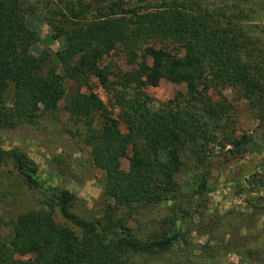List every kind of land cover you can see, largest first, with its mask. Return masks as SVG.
<instances>
[{
	"label": "trees",
	"instance_id": "16d2710c",
	"mask_svg": "<svg viewBox=\"0 0 264 264\" xmlns=\"http://www.w3.org/2000/svg\"><path fill=\"white\" fill-rule=\"evenodd\" d=\"M38 23L59 43L55 52L40 47ZM162 80L185 91L154 108L145 89ZM224 89L247 100L264 128V0H0V133L68 134L102 172L99 216L77 214L67 188H54L36 207L2 201L0 264H136L139 256L164 257L178 242L192 247L181 225L191 207L205 217L210 153L230 146L228 160L255 144L253 135L236 134ZM190 170L180 183L178 174ZM38 173L26 152L0 147V177L36 188ZM259 181L264 187V171ZM246 203L255 226L264 195ZM163 206L166 224L151 231L142 218ZM206 229L216 237L212 224ZM234 244L243 258L235 264H264V232ZM200 248L212 264L217 247Z\"/></svg>",
	"mask_w": 264,
	"mask_h": 264
},
{
	"label": "rangeland",
	"instance_id": "374dc122",
	"mask_svg": "<svg viewBox=\"0 0 264 264\" xmlns=\"http://www.w3.org/2000/svg\"><path fill=\"white\" fill-rule=\"evenodd\" d=\"M40 33V47L50 48L55 52L59 43H50L48 39V27L40 23L36 24ZM125 69L129 66L120 61ZM95 83V82H94ZM73 84H68V91L72 90ZM83 91H86L83 89ZM185 87L181 84H173L162 80L156 87H147L145 92L152 99L151 106L156 108L160 102L171 99L175 93L184 92ZM105 103L108 97L101 86L93 88ZM222 94L232 103L236 118V134L245 132L254 136L255 144L252 150L245 153L243 157L225 159V150L216 148L210 153L211 160V182L212 186L207 191L202 200L205 207V217L195 214V208L191 207L194 214L190 219L181 225L182 232H188L192 247L186 249L182 243L178 242L174 248L162 258H148L139 256L136 264H207L206 258L200 257L201 246L209 243L217 247L216 258L212 259V264L239 263L243 260L241 255L235 253L234 241L240 236L264 232V213L260 211V220L254 225L249 222L250 214L246 200L249 195H264V187L260 186V174L264 171V128L260 127L257 120L252 117L249 102L241 99L239 95L231 89L222 90ZM220 96V95H219ZM216 95V98H219ZM63 103L60 104L62 107ZM63 120L65 117L61 116ZM123 130V129H122ZM0 147L10 149L20 148L39 167V185L28 187L23 182L13 178L0 177V210L2 201L14 206L21 204L24 207H36L38 200L48 196L54 188H67L72 191L77 199L75 212L82 216H99L102 211L100 197L101 187L99 180L102 172L94 168L90 161L87 150L82 151L77 147L68 134L59 132H41L22 127L13 132L0 133ZM122 165L128 168V161L122 160ZM192 176V172L184 171L178 174V181L184 183ZM244 190L241 191V190ZM198 203V202H197ZM195 206V205H194ZM204 207H197V211H202ZM4 208V206H3ZM169 208V207H168ZM230 211L244 212L243 219H239L234 214L227 215ZM167 207L155 208L145 217L143 223L151 231H159L161 226L166 224ZM1 213V211H0ZM216 234L211 237L210 225ZM4 237H8L9 229L3 231ZM232 250V251H229ZM26 259L27 257H19ZM264 260V256L260 261Z\"/></svg>",
	"mask_w": 264,
	"mask_h": 264
}]
</instances>
